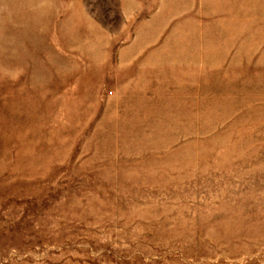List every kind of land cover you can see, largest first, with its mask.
Here are the masks:
<instances>
[{
  "label": "rangeland",
  "instance_id": "374dc122",
  "mask_svg": "<svg viewBox=\"0 0 264 264\" xmlns=\"http://www.w3.org/2000/svg\"><path fill=\"white\" fill-rule=\"evenodd\" d=\"M0 264H264V0H0Z\"/></svg>",
  "mask_w": 264,
  "mask_h": 264
}]
</instances>
